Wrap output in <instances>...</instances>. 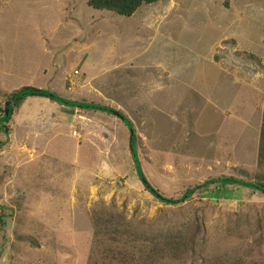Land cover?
Instances as JSON below:
<instances>
[{
    "label": "rangeland",
    "instance_id": "374dc122",
    "mask_svg": "<svg viewBox=\"0 0 264 264\" xmlns=\"http://www.w3.org/2000/svg\"><path fill=\"white\" fill-rule=\"evenodd\" d=\"M87 1L0 0V116L24 87L104 105L132 124L155 191H196L164 205L121 121L25 99L0 148V264H264V194L197 187L264 183V0H164L129 18ZM178 231L191 248L173 256L154 237Z\"/></svg>",
    "mask_w": 264,
    "mask_h": 264
},
{
    "label": "trees",
    "instance_id": "16d2710c",
    "mask_svg": "<svg viewBox=\"0 0 264 264\" xmlns=\"http://www.w3.org/2000/svg\"><path fill=\"white\" fill-rule=\"evenodd\" d=\"M162 1L164 0H88L87 5L90 8L97 10V11H106V12L113 13L117 16L129 18L133 16V14H135V12L139 10L142 6L153 5V4L162 2ZM33 97L44 98L60 106H64V107L71 108V109H78L80 111H94V112L106 113L115 118H117L116 116V113H117L120 117H122V118L118 117L117 119L124 124V126L128 129V131L130 129H133L132 124L119 111L113 110L104 105L66 100L50 91L35 89L32 87H24L6 98V102H8L9 100H12V102L8 106L7 115L4 109L2 111V115L0 116V132L5 136V141L0 143V148L3 147L8 140V135L10 132L9 124H10V120H11L14 110L18 109L25 99L33 98ZM135 139H136L135 132H134V136H131L129 133L128 143H129V150H130L131 158L135 156L137 159ZM132 161H133V158H132ZM133 163H134L137 177L140 180V178L143 176L140 163L138 159L136 162L133 161ZM257 166L264 167V107H263V114H262V123H261V128H260V138H259V144H258ZM144 180L145 182L143 183L141 182L144 189L151 196H153L155 199H157L159 202L163 203L166 206L181 205L182 203L191 199V197L194 195V192L196 191L195 189L188 190L186 194L179 200L166 199L163 196H161L157 191H155L150 186V184L146 181L145 178ZM210 186H213L214 188L238 187V188H244V189L250 190L255 193L264 194V183L258 179L254 182L253 181L248 182L245 180H239L234 177H221L217 179H210L206 181L205 183H203L200 187L199 186L197 187L199 189L200 188L206 189ZM96 220H97L96 223H98L97 227L99 224H102V223L107 224V222H109L106 219L102 220V219L96 218ZM4 224L5 223L3 221V216L0 215V227L4 226ZM95 228H96V224H95ZM113 232L115 231L110 230V228H105L104 233H103V230L96 229L95 235H99L100 233H103V235H111L110 233H113ZM154 238H156L157 245L160 247L161 250L168 252V254L173 255V256H182L186 254L187 251L190 250L191 248L190 246L191 240L188 239L183 233L179 231L177 233L159 234L158 236H155ZM143 240H147V239H143Z\"/></svg>",
    "mask_w": 264,
    "mask_h": 264
},
{
    "label": "crops",
    "instance_id": "0c3cea01",
    "mask_svg": "<svg viewBox=\"0 0 264 264\" xmlns=\"http://www.w3.org/2000/svg\"><path fill=\"white\" fill-rule=\"evenodd\" d=\"M60 97V96H59ZM62 98V97H61ZM27 99H40V100H46V101H48V102H51V101H49V100H47V99H44V98H35V97H33V98H27ZM65 99V98H64ZM66 100H68V99H66ZM72 101H74V100H72ZM51 103H53V102H51ZM53 104H55V105H57L58 107H60V109H63L62 111H80V110H78V109H71V108H67V107H64V106H60V105H58V104H56V103H53ZM84 112H86V113H90V112H92V113H94V114H98L99 112H94V111H84ZM100 114V113H99ZM117 119V118H116ZM50 142H52V141H50Z\"/></svg>",
    "mask_w": 264,
    "mask_h": 264
},
{
    "label": "water",
    "instance_id": "95a60500",
    "mask_svg": "<svg viewBox=\"0 0 264 264\" xmlns=\"http://www.w3.org/2000/svg\"><path fill=\"white\" fill-rule=\"evenodd\" d=\"M11 102H12V100H9L8 102L5 103V108H4V109H5V113H6V115H7V111H8V110H7V109H8V106H9V104H10ZM116 116H117V118L120 117L117 113H116ZM120 118H122V117H120ZM129 133H130L131 136H134V131H133V129H130V130H129ZM132 158H133V161H134V162L137 161V159H136L135 156H133ZM140 181H141L142 183L145 182L143 176L140 178Z\"/></svg>",
    "mask_w": 264,
    "mask_h": 264
}]
</instances>
